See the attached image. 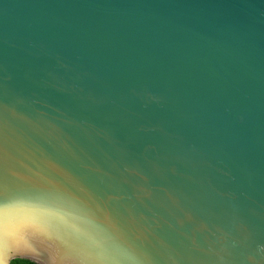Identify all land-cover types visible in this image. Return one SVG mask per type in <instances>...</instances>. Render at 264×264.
Segmentation results:
<instances>
[{"label":"water","instance_id":"obj_1","mask_svg":"<svg viewBox=\"0 0 264 264\" xmlns=\"http://www.w3.org/2000/svg\"><path fill=\"white\" fill-rule=\"evenodd\" d=\"M264 264V0H0V264Z\"/></svg>","mask_w":264,"mask_h":264},{"label":"trees","instance_id":"obj_2","mask_svg":"<svg viewBox=\"0 0 264 264\" xmlns=\"http://www.w3.org/2000/svg\"><path fill=\"white\" fill-rule=\"evenodd\" d=\"M10 264H33V263L29 261L20 260V259H14L10 261Z\"/></svg>","mask_w":264,"mask_h":264}]
</instances>
